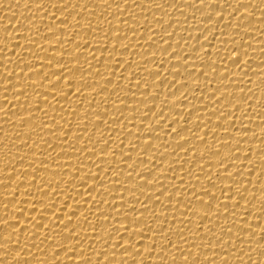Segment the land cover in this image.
Segmentation results:
<instances>
[{"label": "bare ground", "instance_id": "obj_1", "mask_svg": "<svg viewBox=\"0 0 264 264\" xmlns=\"http://www.w3.org/2000/svg\"><path fill=\"white\" fill-rule=\"evenodd\" d=\"M0 264H264V0H0Z\"/></svg>", "mask_w": 264, "mask_h": 264}]
</instances>
